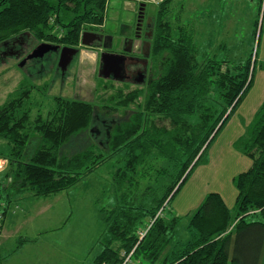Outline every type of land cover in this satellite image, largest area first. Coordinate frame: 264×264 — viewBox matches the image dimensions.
<instances>
[{
    "label": "trees",
    "instance_id": "trees-1",
    "mask_svg": "<svg viewBox=\"0 0 264 264\" xmlns=\"http://www.w3.org/2000/svg\"><path fill=\"white\" fill-rule=\"evenodd\" d=\"M108 1L0 0V43L30 33L36 40L76 45L86 24L103 23ZM171 2L165 0L157 5L159 14L149 55L152 73L143 110L133 111L127 119L111 125L109 151L105 154L88 142L74 145L79 148L72 153H61L65 144L74 143L94 122L96 113L90 102L57 97L52 114L47 118L38 114L31 120L28 111L19 114L30 88H20L17 95L0 105V139L8 146L3 155L8 165L6 182H0V190L54 195L75 186L114 155L121 154L124 161L112 174L116 203L103 209L104 234L98 240L101 249L93 264H121L130 252L137 264H261L264 94L242 141L243 154L251 165L233 179L237 189L235 211L232 213L220 193L209 192L189 216V239L174 241L179 220L166 216V206L248 90L256 58L253 63L251 57L230 62L205 54L198 60L200 54L192 34L184 30L174 36L165 19ZM61 10L64 15H73L61 18ZM56 24L63 31L60 36L53 32ZM138 93L121 89L117 102L127 105ZM102 109L110 111L108 107ZM148 111L169 118L177 125L176 134L149 126ZM30 126L39 131L40 139L33 154L26 157L28 134L24 129ZM161 158L171 162L169 169L180 164L177 175L170 182L161 177L162 182L151 184L152 179L157 181L155 170L157 178L168 170L162 165L155 169L154 160ZM142 181L147 185L140 191ZM150 188L153 193H147ZM141 231H145L142 236Z\"/></svg>",
    "mask_w": 264,
    "mask_h": 264
},
{
    "label": "rangeland",
    "instance_id": "rangeland-1",
    "mask_svg": "<svg viewBox=\"0 0 264 264\" xmlns=\"http://www.w3.org/2000/svg\"><path fill=\"white\" fill-rule=\"evenodd\" d=\"M157 5L159 4L149 0H109L105 22L97 25L88 23L83 29L84 31L100 27L104 33L111 34L115 44L118 42V45L122 40L125 43L128 40L129 44L124 51L137 52L136 57L140 64L134 68L147 74L141 82H134L123 75L126 58L124 55L109 51L101 52V48L82 45L80 40L76 45L56 44L59 45L56 50L50 49L42 56L27 58V55L32 53L41 42L55 43L36 40L32 34L22 33L0 43V48L5 43L12 46L7 52L0 53V105L17 95L20 88H30V93L25 97L19 114L26 110L31 120H34L38 114L42 115V118L52 114L57 97L90 102L96 113L94 122L74 143L69 141L65 144L61 153H72L79 148L74 145L88 142L95 146L97 152L105 154L109 151L107 131L111 125L127 119L133 111L143 110L144 95L152 73L149 55L155 19L159 14ZM170 6L165 19L172 27V34L177 36L179 31L184 30L191 33L192 40L199 54L202 55L198 56V60H201L200 58L205 54L230 62L245 61L251 57L253 63V59L256 58L252 82L248 90L166 206V216H174L180 221L175 239H181L186 232L183 223L197 209L207 193H220L232 213L235 211L237 189L233 179L251 165V160L243 154L242 141L247 136V129L253 122L264 94V0H172ZM59 14L61 18H70L73 15H64L62 10ZM54 20L55 16L52 17L51 22L54 23ZM59 26L56 24L53 32L60 36L63 31ZM181 26L182 28H179ZM64 46L75 48L76 51L67 55L64 53L61 57V49ZM104 52L122 56V69L119 73L121 77H113V72L108 76L103 75L101 56ZM60 57L70 59L65 65H61L63 61H60ZM24 59L25 62H22ZM121 89L124 92L137 90L139 93L127 105H122L117 102V95ZM102 106L108 107L110 111H104ZM147 114L149 126L155 125L161 131L166 129L172 135L176 134L177 125L169 118L159 116L152 111H148ZM212 122L209 119V124ZM24 131L28 134L25 156L29 157L39 144L40 133L34 126L26 127ZM178 134L182 135V133ZM0 143L2 147L0 160L4 161L0 166L1 171L7 164L3 158L7 149L4 139H0ZM153 152L157 151L153 150ZM123 161L121 154L114 155L83 177L75 186L57 196L62 198L63 204L69 205L68 214L72 215V219L66 228L70 227L72 239L68 245L62 246L63 248L46 246L44 253L39 248H34L36 250L29 251L30 258L39 257L35 260L37 264H55L54 262L93 264L92 258L101 247L98 240H101L100 237L104 234L103 209L112 207L115 202L112 172L121 166ZM170 164L168 159L154 160L155 169H159L162 165L168 170L163 171L158 178L155 170L157 181L152 179L151 184L162 182L161 177L167 179V182L176 177L180 164L172 165L169 169ZM146 185L147 182L142 181L138 190L142 191ZM153 192L150 188L147 193ZM35 222L39 224L41 220ZM52 234L46 231L42 236L47 238L53 236ZM86 238L89 240L93 238L91 246H87ZM137 263L138 260L133 257L128 264ZM139 264H147V262ZM261 264H264V257Z\"/></svg>",
    "mask_w": 264,
    "mask_h": 264
},
{
    "label": "crops",
    "instance_id": "crops-1",
    "mask_svg": "<svg viewBox=\"0 0 264 264\" xmlns=\"http://www.w3.org/2000/svg\"><path fill=\"white\" fill-rule=\"evenodd\" d=\"M129 6L130 4L127 5V7ZM5 147L8 149L7 144ZM1 150L2 147L0 146V152ZM7 168L8 165L6 164L0 171V182H6L4 175ZM0 193L2 195L0 196V210L2 212L0 218V264H23V262L24 264H37L35 260L39 257L30 258V250L39 248L44 253L46 246L48 248H55V246L63 248L62 246L69 244L72 238L70 227H66L70 225L72 215L68 214L69 205L63 204L61 202L62 198L57 197L61 192L50 196H35L28 190L18 192L15 189L11 191L1 189ZM115 203L116 201L113 206ZM38 219L41 222L36 224L35 221ZM188 219L189 217L182 225L186 232L181 239H175L179 223L176 225L174 241L185 242L189 239ZM46 231L53 233V236L44 238L42 233ZM85 240H87V246H91L94 241L93 238L92 240L88 238ZM100 249L101 247L98 249V252ZM54 263L58 264L59 262Z\"/></svg>",
    "mask_w": 264,
    "mask_h": 264
},
{
    "label": "flooded vegetation",
    "instance_id": "flooded-vegetation-1",
    "mask_svg": "<svg viewBox=\"0 0 264 264\" xmlns=\"http://www.w3.org/2000/svg\"><path fill=\"white\" fill-rule=\"evenodd\" d=\"M101 29L102 28L99 27V28H92V29L88 30V31L96 33L99 37L96 36V38L92 42V44L87 45V46H97L98 48H101V52L102 51H109V52H115V53L124 55L126 58H125L124 65H123V70H124L123 75H125V77L131 78L134 82L135 81L141 82V81H138L140 76H143V79H144V77L147 74L144 72H141L137 68H134L137 64H140V61L136 57L137 52H135V51H131V52L124 51V48L128 46L129 41L126 40V43H125L124 40H122L120 45H118V42L115 44V41L113 40L112 35L109 33H104L102 31L103 29L102 30ZM119 35L124 38L123 35H121V34H119ZM55 44H60V43H55ZM10 49H12L11 44L5 43L0 48V53L1 52H7V50H10Z\"/></svg>",
    "mask_w": 264,
    "mask_h": 264
},
{
    "label": "water",
    "instance_id": "water-1",
    "mask_svg": "<svg viewBox=\"0 0 264 264\" xmlns=\"http://www.w3.org/2000/svg\"><path fill=\"white\" fill-rule=\"evenodd\" d=\"M99 37L96 33L88 31V30H84L81 34L80 37V43L82 45H91L92 42L95 40V38ZM59 45L56 44H52V43H46V42H41L40 44H38L33 50L32 53H30L29 55H27V58L30 57H36V56H42L45 52L51 50H56L58 48ZM76 51L75 48H71V47H67L64 46L61 49V57L62 55H64V53L67 55L68 53H74ZM60 57V61H63L61 63V65H65V63L70 59H66V58H61ZM122 56L115 54V53H108V52H104L101 56L102 60H103V75L108 76L110 75V72H113V77H121L119 75L120 70L122 69L121 67V59ZM25 62V59L22 61ZM22 65V64H21ZM143 79V76H140V78L138 79V81H141Z\"/></svg>",
    "mask_w": 264,
    "mask_h": 264
},
{
    "label": "built area",
    "instance_id": "built-area-1",
    "mask_svg": "<svg viewBox=\"0 0 264 264\" xmlns=\"http://www.w3.org/2000/svg\"><path fill=\"white\" fill-rule=\"evenodd\" d=\"M149 1H152V2L160 4V3L164 2L165 0H149ZM3 162L4 161L0 160V166H1V164H3ZM1 213L2 212L0 210V218H1V215H2ZM144 233H145V231H141L140 235L142 236V235H144ZM130 255H131V252L129 254L125 255L124 261L121 264H128L129 261L131 260V256ZM103 264H105V263H103Z\"/></svg>",
    "mask_w": 264,
    "mask_h": 264
}]
</instances>
